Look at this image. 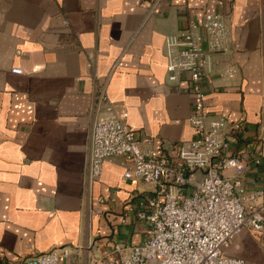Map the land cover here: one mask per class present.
Wrapping results in <instances>:
<instances>
[{"label": "crops", "instance_id": "0c3cea01", "mask_svg": "<svg viewBox=\"0 0 264 264\" xmlns=\"http://www.w3.org/2000/svg\"><path fill=\"white\" fill-rule=\"evenodd\" d=\"M206 11L223 15L231 41L213 61L237 67L225 78L214 64L204 77L206 110L242 121L235 153L246 185L264 188V0H0L2 264L62 246L70 264H86L145 240L126 209L150 187L123 177L125 159L87 181L95 84L107 80L144 146L176 160L193 136L191 96L186 80L167 79L164 40ZM223 254L264 264V236L244 229Z\"/></svg>", "mask_w": 264, "mask_h": 264}, {"label": "built area", "instance_id": "2783aa9c", "mask_svg": "<svg viewBox=\"0 0 264 264\" xmlns=\"http://www.w3.org/2000/svg\"><path fill=\"white\" fill-rule=\"evenodd\" d=\"M230 49L229 30L219 12L206 11L201 21L165 37L167 79L186 80L191 96L193 136L179 144L176 160L144 146L126 124L127 113H118L109 100L107 80L96 82L88 184L100 176L105 160L123 157V177L150 190L126 209L144 223L145 240L116 242L110 253L92 254L86 264H244L241 258L225 256L223 249L244 229L264 236V188L255 187V180L249 182L251 188L246 185V163L235 153L242 121L210 114L205 106L203 80L212 66L220 77L237 72L232 62L213 61L214 54ZM11 71L22 73L19 68ZM71 254L69 247H54L15 264H70Z\"/></svg>", "mask_w": 264, "mask_h": 264}]
</instances>
